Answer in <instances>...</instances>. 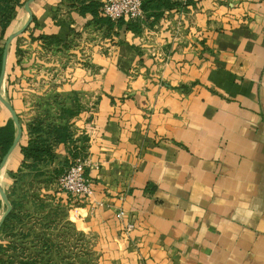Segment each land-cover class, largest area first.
<instances>
[{"label":"crops","instance_id":"obj_1","mask_svg":"<svg viewBox=\"0 0 264 264\" xmlns=\"http://www.w3.org/2000/svg\"><path fill=\"white\" fill-rule=\"evenodd\" d=\"M91 1H34L35 21L9 47L1 93L23 133L0 185L8 195L35 99L58 83L84 105L71 123L88 137L94 194L57 198L98 237L99 264H264V0H172L119 36L78 11ZM11 118L0 109V126ZM69 151L57 144L51 168L77 159ZM5 210L0 193V220Z\"/></svg>","mask_w":264,"mask_h":264},{"label":"trees","instance_id":"obj_2","mask_svg":"<svg viewBox=\"0 0 264 264\" xmlns=\"http://www.w3.org/2000/svg\"><path fill=\"white\" fill-rule=\"evenodd\" d=\"M26 1L0 0V74L8 29L16 17L17 8L24 6ZM178 4V2H173L172 0H144V17L130 21L123 19L112 21L103 17L100 15L101 2L98 0L82 4L78 7V11L82 13L90 12L95 22L106 24L108 29H114L115 34L119 36L122 30L141 33L144 25H152L163 15L164 8L170 9ZM34 21L35 17L33 18ZM38 38L49 44L60 42V39L45 34L39 35ZM21 52L22 50L18 49V53L21 54ZM34 107L36 114L27 125L30 137L28 143L21 146V152L24 156L22 166L17 172L12 173L15 182L8 193V198L12 203V210L0 227V233H3L6 239L30 237L33 231L32 228L24 232L23 229H21L22 231L17 230V226L20 224L26 225L29 221L32 224H36L39 220H36L37 212L34 211L36 206L62 205L60 202H56V204L44 203L33 192L41 186L44 187L46 185L48 187V185L55 184L59 176L72 164L68 159L63 166L56 169L51 168L57 156L55 152L57 144L70 143L69 152L74 159L85 158L88 155V137L85 135L74 137L75 131L72 130V118L84 108L78 97L64 95L61 92L52 90L38 97L34 102ZM16 135L17 128L12 118L6 125L0 126V164L4 155L13 144ZM45 182L47 184H44ZM29 205H32V207L30 208ZM32 243H34L33 246L37 247L38 251L25 253L22 248L23 253L17 255L18 247L15 240L8 241V243L0 242V264H63L64 261L55 259L56 255L52 253L53 248L57 245L53 241L38 236Z\"/></svg>","mask_w":264,"mask_h":264},{"label":"rangeland","instance_id":"obj_3","mask_svg":"<svg viewBox=\"0 0 264 264\" xmlns=\"http://www.w3.org/2000/svg\"><path fill=\"white\" fill-rule=\"evenodd\" d=\"M24 6H20L17 8L16 17L13 20L12 25L9 27L8 33L6 35L7 38L9 36L10 31L11 33H13L19 30L24 24L23 21L27 19V17H29L28 12L25 10ZM25 33L26 31L16 37L12 41L10 46H12L13 43L14 45L17 43L21 46L22 38L24 37L23 35ZM18 49L22 50L21 54L18 53ZM18 49L16 51L18 58L17 62L18 64H21L22 57L23 55H25L26 50L20 47H18ZM10 80L11 73L8 74L6 83H10ZM57 84L58 83H55L54 86L51 87V90L58 91ZM7 100H10L8 95ZM4 108H6L5 105L0 101V109ZM26 123L28 125L29 122ZM44 184L47 183L45 182ZM51 187L54 188L52 184L48 185V187H46V185L44 187L41 186L40 188H38V190L36 189V191L33 192H35L36 195H38V197L44 203L56 204V202H60L62 205L36 206L34 208V211L37 212L36 220L39 219L36 224H32V222L29 221L26 225L20 224L17 226V230L22 231L21 229H23L24 232L28 231L29 228H32L33 231L30 237L22 239L18 237L14 239H6L4 234L0 233V242L8 243V241L15 240V242L17 243L16 246L18 247L17 255H21L23 253L22 248L24 249L25 253L38 251V249H36L37 247L33 246L34 243H32V241L34 239H37V237L39 236L41 238L49 239L50 241H53V243L57 244L53 248L52 253L53 255H56L55 259L63 260V264H68L72 262H75L77 264H99L101 259V252H98L97 250L98 237L92 234L91 232L86 231L82 227H79V224L75 221L76 216L74 205L62 203L61 199L57 198L56 193L60 191L57 189V187L56 190L50 189ZM48 188L50 189L49 192ZM29 207L31 208L32 205H29Z\"/></svg>","mask_w":264,"mask_h":264},{"label":"built area","instance_id":"obj_4","mask_svg":"<svg viewBox=\"0 0 264 264\" xmlns=\"http://www.w3.org/2000/svg\"><path fill=\"white\" fill-rule=\"evenodd\" d=\"M144 0H104L102 14L113 21L123 19L125 21L139 20L144 17ZM87 158L79 157L59 176L55 185L61 193H65L72 199L87 200L94 194L92 181L86 173ZM124 212L119 211L117 218H123ZM126 233L134 229L133 224H127Z\"/></svg>","mask_w":264,"mask_h":264},{"label":"water","instance_id":"obj_5","mask_svg":"<svg viewBox=\"0 0 264 264\" xmlns=\"http://www.w3.org/2000/svg\"><path fill=\"white\" fill-rule=\"evenodd\" d=\"M36 1V0H27L25 3V10L28 12V20L25 22V24L17 31L11 33L4 45V54H3V61H2V70H1V74H0V101L5 105V107L10 111L13 122L17 128V135L15 137V140L13 142V144L11 145V147L9 148L8 152L4 155L1 164H0V170L4 167L9 155L12 153V151L15 149V147L18 145L21 137H22V133H23V128L20 122V118L16 112V110L14 109L13 105L11 104L10 101H8L1 93V89L4 83V79H5V74H6V67H7V59H8V52H9V46L12 43V41L18 37L19 35H21L22 33H24L28 27L30 26L31 22L33 21V13L31 10V4ZM0 193H1V197L3 199V201L6 203L7 205V209L4 212L1 220H0V227L2 226L3 222L5 221L6 217L8 216V214L11 212L12 210V203L10 202L8 195L6 193V191L3 189V187L0 185Z\"/></svg>","mask_w":264,"mask_h":264}]
</instances>
